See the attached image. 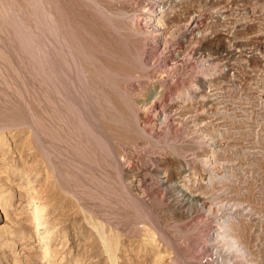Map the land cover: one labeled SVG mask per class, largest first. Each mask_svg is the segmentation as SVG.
I'll return each instance as SVG.
<instances>
[{
	"label": "rangeland",
	"instance_id": "obj_1",
	"mask_svg": "<svg viewBox=\"0 0 264 264\" xmlns=\"http://www.w3.org/2000/svg\"><path fill=\"white\" fill-rule=\"evenodd\" d=\"M157 1L0 0V264H264V0Z\"/></svg>",
	"mask_w": 264,
	"mask_h": 264
},
{
	"label": "bare ground",
	"instance_id": "obj_2",
	"mask_svg": "<svg viewBox=\"0 0 264 264\" xmlns=\"http://www.w3.org/2000/svg\"><path fill=\"white\" fill-rule=\"evenodd\" d=\"M159 1L160 0H158L157 1V3H159ZM155 8V7H154ZM157 11V10H156ZM156 11L154 10L153 12H154V14H153V22L154 23H156V25L158 26H160V19H159V17H158V15L156 14ZM39 18V17H38ZM45 21V20H44ZM46 26V25H45ZM23 42V41H22ZM38 43V42H37ZM47 43V42H46ZM34 44V43H33ZM63 45V44H62ZM34 46H38V44L37 45H33V47ZM32 49V48H31ZM36 50V49H35ZM40 52V51H39ZM54 52V51H53ZM53 52H52V56H53ZM37 53V52H36ZM41 53V52H40ZM43 53V52H42ZM41 53V54H42ZM55 53V52H54ZM34 54V53H33ZM50 54V53H49ZM71 56V55H70ZM34 57V56H33ZM60 57V56H59ZM50 58V57H49ZM56 58V57H55ZM73 58V57H72ZM75 58V57H74ZM73 58V59H74ZM38 59V58H37ZM36 59V60H37ZM60 59V58H59ZM58 59V60H59ZM49 60V59H48ZM55 60V59H54ZM52 62V61H51ZM35 63H37V62H35ZM79 63V62H78ZM51 64H53V63H51ZM39 65V64H38ZM47 65V64H46ZM50 65V64H49ZM48 65V66H49ZM55 66V65H54ZM50 68V67H49ZM54 68V67H53ZM55 69V68H54ZM54 69H53V71H54ZM58 69V68H57ZM59 70H60V68H59ZM53 71H51V72H53ZM55 72V71H54ZM65 72V71H64ZM46 73V72H45ZM57 73V72H56ZM67 73V72H66ZM60 74V73H59ZM52 75V74H51ZM49 76V75H48ZM56 76V75H55ZM58 76H60V75H58ZM80 77H82V76H80ZM62 78V77H61ZM57 79V78H56ZM59 79H60V77H59ZM58 79V80H59ZM82 79V78H81ZM53 80V79H52ZM59 82H61V81H59ZM53 83V82H52ZM55 83V82H54ZM63 90V89H62ZM63 92V91H62ZM88 93V92H87ZM86 93V94H87ZM65 94H67V93H64V96H65ZM67 96V95H66ZM69 96H70V94H69ZM81 96V95H80ZM85 97V96H84ZM61 98V97H60ZM71 98V97H70ZM79 98V97H78ZM68 99V98H67ZM66 100V99H65ZM77 100H79V99H77ZM82 100V99H81ZM80 100V101H81ZM78 102V101H77ZM72 104V102L70 103V105ZM78 104V103H77ZM79 105V104H78ZM81 105V104H80ZM81 106H83V104L81 105ZM75 107H76V105H75ZM78 107V106H77ZM80 107V106H79ZM73 108V107H72ZM82 109V108H81ZM78 112V111H77ZM98 123V122H97ZM96 123V124H97ZM89 125V124H88ZM95 126V125H94ZM97 127H98V124L96 125ZM100 128V127H99ZM85 129V128H84ZM100 129H102V128H100ZM100 129H98V130H100ZM100 132V131H99ZM104 132V131H103ZM103 132H101L102 133V138L104 137L105 138V140L107 139V140H109L108 138H109V135H107V133H103ZM97 135V134H96ZM97 138V137H96ZM100 140V139H99ZM102 142V141H101ZM106 142H108V141H106ZM110 143V142H109ZM105 146V145H104ZM107 146V145H106ZM101 147V146H100ZM111 148V147H110ZM109 149V148H108ZM103 150V149H102ZM111 151H113V150H111ZM114 154V153H113ZM115 155V154H114ZM113 155V156H114ZM110 157H112V156H110ZM51 160V159H50ZM115 160V159H114ZM114 160H112V161H114ZM122 180V179H121ZM131 195V194H130ZM138 200V199H137ZM145 210V209H144ZM151 217V216H150ZM230 216L229 215H227V214H225L224 216H223V222H220L219 223V231H218V234L216 235V239L218 240V238H220V237H223V239H225L226 237V239H225V241H226V244L228 245V247L229 248H231V249H229V250H231V251H233V254H234V256H239L240 257V252H242V254H243V256H244V249H243V247H242V245L240 244V240H239V238L234 234L235 232H234V226H233V224H232V220H230V218H229ZM152 219V218H151ZM154 219V218H153ZM153 219L151 220V221H153ZM155 222V221H154ZM217 229V228H216ZM213 233V232H212ZM213 234H215V233H213ZM225 237V238H224ZM221 239V238H220ZM216 240V241H217ZM175 242V241H174ZM173 243V242H172ZM217 243V242H216ZM224 243V242H223ZM219 246V245H218ZM216 247V246H215ZM219 251V250H218ZM225 251V250H224ZM220 253V252H219ZM217 254V253H216ZM215 254V255H216ZM223 255V254H222ZM222 255H221V257H222ZM226 256V255H225ZM228 257H229V255H227ZM184 258V257H183ZM221 259V258H220ZM182 261V260H181ZM242 262V261H241ZM220 264H227V262H225L224 260H222L221 262H220Z\"/></svg>",
	"mask_w": 264,
	"mask_h": 264
}]
</instances>
